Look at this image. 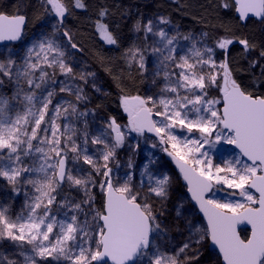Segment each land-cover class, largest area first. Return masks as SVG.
Instances as JSON below:
<instances>
[{"label": "snow or ice", "instance_id": "1", "mask_svg": "<svg viewBox=\"0 0 264 264\" xmlns=\"http://www.w3.org/2000/svg\"><path fill=\"white\" fill-rule=\"evenodd\" d=\"M40 2L50 17L43 30L20 48L0 51V180L9 190L0 201V246L12 247L0 250V264H203L206 245L218 249L220 264H264V94L242 86L230 61L234 43L245 52L254 45L170 32L161 27L171 24L165 16L138 19L133 30L142 43L125 49L124 60L148 88L120 97L127 113L121 124L87 107L89 79L101 89L96 74L80 68L84 48L67 28V0ZM233 3L240 19L264 23V0ZM26 7L19 0L14 12L0 11V43L23 41ZM71 7L87 5L71 0ZM96 28L119 47L107 23L98 19ZM261 61L264 51L249 67L264 77ZM253 80L264 85L255 74ZM149 141L175 162L194 202L187 215L179 211L183 203L177 209L179 242L161 220L173 177L153 152L135 163L141 142ZM224 145L239 151L225 156V149L216 162L213 154ZM121 149L129 153L123 164ZM201 213L206 223L197 219ZM241 225H250V234L242 236Z\"/></svg>", "mask_w": 264, "mask_h": 264}, {"label": "trees", "instance_id": "2", "mask_svg": "<svg viewBox=\"0 0 264 264\" xmlns=\"http://www.w3.org/2000/svg\"><path fill=\"white\" fill-rule=\"evenodd\" d=\"M67 2L71 15L66 18V25L72 29L74 40L83 46L86 60L99 70L109 88L106 97L100 99L96 91L87 85L85 90L90 98L88 105L98 108L104 114L115 116L118 121L127 120L120 106V97L143 95L148 87L136 68L129 69L124 60V50L139 14L163 12L181 26L183 31L204 29L210 42L225 35L249 40L254 45L249 52H245L244 46L238 42L230 46L234 76L242 86H249L248 91L264 94V85L252 86L253 74L256 84L264 77L260 76L258 69L249 67L250 61L259 60L260 53L264 51V23L255 18L249 19L246 24L242 23L233 0H226L230 5L228 9L220 7L225 0H84L86 9L72 8L71 0ZM25 3L27 7L22 8L21 12H26L28 16L27 31H33L44 22L47 14L40 0H25ZM18 4L19 0H0V11L14 12ZM102 9L108 10L107 17H99ZM98 19L107 23L110 30L119 36V47L109 45L101 39L96 28ZM243 234L248 235L245 231ZM4 245L0 246V250L8 251Z\"/></svg>", "mask_w": 264, "mask_h": 264}, {"label": "rangeland", "instance_id": "3", "mask_svg": "<svg viewBox=\"0 0 264 264\" xmlns=\"http://www.w3.org/2000/svg\"><path fill=\"white\" fill-rule=\"evenodd\" d=\"M138 19H149V18H155L158 16H165L167 17L170 21L171 24L170 25H161V27H166L170 32L175 30H178L180 33L183 34H188L191 33L194 37H199L200 33L205 32L204 29H199V30H192L189 29L187 31H183V28L181 26H179L177 23H175L174 21H172L170 19V17L168 15H166L163 12L160 13H148L145 15H138ZM50 17L47 15L46 18L44 19V22L41 23L35 30L33 31H27L26 35L23 39L22 42H19L18 45H14L13 43L10 44H5V45H1L0 46V51L4 50L6 47H12V48H20L21 44L26 45L32 38L34 35H38L43 29H42V25H44L47 21H49ZM137 19V20H138ZM53 23L55 22L54 19L52 21ZM134 26V25H133ZM68 29H70L71 34L73 36V31L70 27H67ZM133 28V27H132ZM50 30V28H49ZM139 34L135 33L134 30H132V34L130 37V41L126 47V49L132 44V43H142V35L140 36V39H137V36ZM101 36V34H100ZM74 38V37H73ZM101 39L103 41H105L102 36ZM208 43H211L209 38H208ZM22 50V49H21ZM125 52V50H124ZM77 59L81 61L80 64V68L83 69L84 72H94L96 74L95 77V82L97 84V86L101 89L100 92H96L97 95L100 97V99H104L106 97V95L109 93V88L106 86L105 82H104V77L100 74L99 70L94 66L91 65L86 58L84 57V55L82 54V56L80 54L77 55ZM151 59V58H150ZM126 63V62H125ZM135 68V66H133L131 69ZM77 71H79V69H77ZM58 79H63V77H58ZM146 80V79H145ZM92 83V79H89V86H91ZM147 86H148V81L146 80ZM86 87V86H85ZM148 88V87H147ZM6 92H8L10 94V88H6L5 89ZM147 89L145 91L144 94H146ZM143 94V95H144ZM214 95H217L215 93H213ZM69 99H72V97H68ZM87 107L92 109H96L97 111V117H107L109 115L104 114L102 111H99L98 108L96 107H92L89 106L87 104ZM123 110V109H122ZM124 114L127 116V113L124 112ZM121 124H125L127 123V120H121L118 121ZM154 141H149V143L146 145L144 142H141V147L139 150V154L134 158L135 159V163L138 165H141L143 163L147 162V153L148 152H153L156 155H158L160 157V161L163 163L164 165V170L166 172H168V174L170 176L173 177L174 179V184H173V188L172 191L170 192V196L168 201L166 202L165 205V212L164 215L161 217V220L164 222L165 225H167L170 229V235L173 236L175 238V240L177 242H179L180 240H182V236H181V232L184 231V227H183V221L177 217V209L179 208V205L181 203H183V208H179V211L184 214L187 215V209H190L193 207V202L190 200V197L187 193V188L185 186L181 185V177L178 174V171L176 169V166H174L173 161L171 160V158L167 157L166 154L162 153L159 151V149H152L151 148V143ZM224 151V155L227 156L229 153H238V150L235 149L233 146H229V145H224L223 149H221L220 146H218L217 148V152L214 153V157L216 162L219 161V153L223 150ZM129 155V153L127 152L126 149H121L118 152V157L121 161V164L125 163L127 156ZM215 191V189H214ZM73 196L76 195L75 191H72L71 193ZM9 198V190L6 189L4 182L2 180H0V201H4L7 200ZM217 198L223 199L224 195L222 193H217ZM22 197L17 198L14 203H13V211H18L20 206H21V202H22ZM197 219H201L203 223H206L205 220H203V218L201 217V215H199L197 217ZM4 248L5 250L8 251H12V247L8 242H4ZM203 255L201 256V260L203 261V264H220V258H219V254L218 251H213L210 249V246L206 245L205 247H203L202 249Z\"/></svg>", "mask_w": 264, "mask_h": 264}, {"label": "water", "instance_id": "4", "mask_svg": "<svg viewBox=\"0 0 264 264\" xmlns=\"http://www.w3.org/2000/svg\"><path fill=\"white\" fill-rule=\"evenodd\" d=\"M236 13H237V15L239 16V13L236 11ZM253 18H255V19H257V20H260V18H258V17H255V16H249V18L247 19V20H242V19H240L241 20V22L242 23H244V24H246L247 23V21L249 20V19H253ZM27 25H28V21H27V23H26V25H25V31H26V28H27ZM10 43H18V42H2V43H0V45H5V44H10ZM234 147V146H233ZM235 148V147H234ZM238 150V149H237ZM239 151V150H238ZM173 163H174V166H176V164H175V162L173 161ZM176 169H177V171H178V173H179V169H178V167L176 166ZM180 175V174H179ZM181 177V176H180ZM183 183L185 184V182L183 181ZM189 194V193H188ZM189 196H190V194H189ZM201 215V217L203 218V216H202V213L200 214ZM205 222H206V220H205ZM240 230H241V235L242 236H244L243 234H242V230H245V231H247L249 234H250V225H241L240 226ZM210 249L211 250H213V251H217L218 249L215 247V246H210Z\"/></svg>", "mask_w": 264, "mask_h": 264}, {"label": "flooded vegetation", "instance_id": "5", "mask_svg": "<svg viewBox=\"0 0 264 264\" xmlns=\"http://www.w3.org/2000/svg\"><path fill=\"white\" fill-rule=\"evenodd\" d=\"M179 174V173H178ZM180 176V175H179ZM181 185L182 186H185V184L183 183V180H182V178H181ZM188 193V192H187ZM189 195V194H188ZM190 197V196H189ZM194 203V202H193ZM218 251V250H217Z\"/></svg>", "mask_w": 264, "mask_h": 264}]
</instances>
